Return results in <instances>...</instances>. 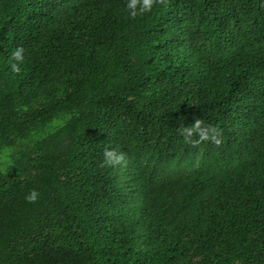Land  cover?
<instances>
[{"label":"trees","instance_id":"trees-1","mask_svg":"<svg viewBox=\"0 0 264 264\" xmlns=\"http://www.w3.org/2000/svg\"><path fill=\"white\" fill-rule=\"evenodd\" d=\"M127 3L0 0V264H264V0Z\"/></svg>","mask_w":264,"mask_h":264},{"label":"clouds","instance_id":"clouds-1","mask_svg":"<svg viewBox=\"0 0 264 264\" xmlns=\"http://www.w3.org/2000/svg\"><path fill=\"white\" fill-rule=\"evenodd\" d=\"M157 0H128L126 5V11L130 18H136L138 15H143L146 12L151 11L153 4L156 3ZM23 49L18 48L13 52V58L15 61L19 62L23 60ZM12 70L18 72L20 70L18 63L12 64ZM182 134L185 137V140H188L193 134H198L201 140H206L210 136L213 140H216L218 133L214 129H204L201 127V122L196 120L193 125L183 128ZM219 141L217 140V143ZM147 150L142 147H136L130 150L122 151L121 153H117L115 149L105 148L104 149V163L107 165H117L121 164L123 161L132 159L135 160L141 157ZM147 153V152H146ZM144 159V158H143ZM142 159V160H143ZM12 160L9 158L7 152L0 154V171L3 170L7 165H11ZM39 197V192L36 189L30 190V192L26 195L25 199L29 202H36Z\"/></svg>","mask_w":264,"mask_h":264}]
</instances>
